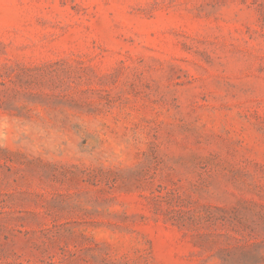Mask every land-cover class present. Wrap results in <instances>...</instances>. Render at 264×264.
Listing matches in <instances>:
<instances>
[{
  "label": "rangeland",
  "instance_id": "obj_1",
  "mask_svg": "<svg viewBox=\"0 0 264 264\" xmlns=\"http://www.w3.org/2000/svg\"><path fill=\"white\" fill-rule=\"evenodd\" d=\"M0 264H264V0H0Z\"/></svg>",
  "mask_w": 264,
  "mask_h": 264
}]
</instances>
